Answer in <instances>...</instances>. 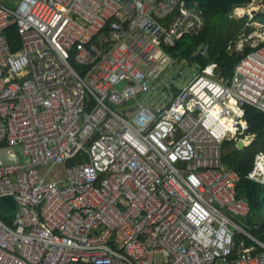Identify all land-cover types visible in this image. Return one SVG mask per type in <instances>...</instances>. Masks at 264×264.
I'll list each match as a JSON object with an SVG mask.
<instances>
[{"label": "built area", "instance_id": "built-area-1", "mask_svg": "<svg viewBox=\"0 0 264 264\" xmlns=\"http://www.w3.org/2000/svg\"><path fill=\"white\" fill-rule=\"evenodd\" d=\"M204 28L198 0H0V264H264L223 161L245 107L264 111V33L228 47L253 49L232 81L213 63L142 103ZM247 178L264 185V150Z\"/></svg>", "mask_w": 264, "mask_h": 264}, {"label": "trees", "instance_id": "trees-1", "mask_svg": "<svg viewBox=\"0 0 264 264\" xmlns=\"http://www.w3.org/2000/svg\"><path fill=\"white\" fill-rule=\"evenodd\" d=\"M205 16V28L195 37L185 36L178 41L176 48L168 49L169 53L178 60H187L191 65H197L200 72L210 64H216V78L232 81L235 77L237 64L253 49L247 47L244 52L229 50L241 37L252 34L254 27L252 22L264 24V13L254 12L250 20L249 15L239 17L235 14L238 8H244L252 0H198ZM15 29V28H13ZM11 35L13 41H19L16 30ZM264 46V44H262ZM203 47L208 48L205 56L201 54ZM176 96L180 92L175 88ZM248 118V129L236 139H228L224 142L223 161L226 167L235 169L241 175V181L237 185V196L246 199L251 206V213L243 219L250 227L257 225L256 230L249 231L254 237L264 242V223L258 225L257 214L264 211V185L250 181L248 173L254 165V158L258 151L264 150V111L251 106L245 107ZM253 137L252 141L243 148H238L237 140L245 137ZM72 164V163H70ZM15 200L7 198L2 207V218L12 224ZM237 246L245 243L246 247L254 245L244 234L236 232Z\"/></svg>", "mask_w": 264, "mask_h": 264}, {"label": "rangeland", "instance_id": "rangeland-1", "mask_svg": "<svg viewBox=\"0 0 264 264\" xmlns=\"http://www.w3.org/2000/svg\"><path fill=\"white\" fill-rule=\"evenodd\" d=\"M200 73L197 65H191L187 60H175L173 65H169L158 75V88L148 97L146 106L151 110L166 107L176 96L175 88L181 91ZM117 86L119 90H123L126 84L121 83ZM257 221L258 225L264 223V211L257 214Z\"/></svg>", "mask_w": 264, "mask_h": 264}, {"label": "crops", "instance_id": "crops-1", "mask_svg": "<svg viewBox=\"0 0 264 264\" xmlns=\"http://www.w3.org/2000/svg\"><path fill=\"white\" fill-rule=\"evenodd\" d=\"M258 11L264 13V0H252V2L249 5H247L246 7L236 9L235 10V14L238 15L239 17H242L245 14L249 15V13H251L250 15L254 16L253 13L254 12L256 13ZM251 25L254 27V30H253L252 34L254 32L264 33V24L263 23L252 22ZM258 40L260 42V45L264 44V40H262V39H258ZM245 138L248 139L247 142H246L247 144L245 143V145H248L253 139V137H251V136H249V137L246 136Z\"/></svg>", "mask_w": 264, "mask_h": 264}, {"label": "water", "instance_id": "water-1", "mask_svg": "<svg viewBox=\"0 0 264 264\" xmlns=\"http://www.w3.org/2000/svg\"><path fill=\"white\" fill-rule=\"evenodd\" d=\"M150 95H151V93L147 94V95L143 98L142 103H144ZM237 146H238V148H243V147L245 146V141H244V140H239V141L237 142Z\"/></svg>", "mask_w": 264, "mask_h": 264}]
</instances>
